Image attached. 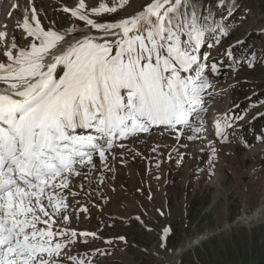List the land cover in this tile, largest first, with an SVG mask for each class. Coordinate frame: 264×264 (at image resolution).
Here are the masks:
<instances>
[{
    "label": "snow or ice",
    "instance_id": "obj_1",
    "mask_svg": "<svg viewBox=\"0 0 264 264\" xmlns=\"http://www.w3.org/2000/svg\"><path fill=\"white\" fill-rule=\"evenodd\" d=\"M128 4L101 0L90 13L85 0L64 7L86 28L73 35L75 28L46 30L33 0L31 17L17 25L29 38L26 46H18L15 36L9 44L7 32L0 31L6 57L0 82L10 88L0 92V264H64L65 259L92 264L86 256L70 255L76 243L100 238L71 227L73 218L79 220L73 207L81 194L73 190L76 179L86 181L95 173L97 158L100 168L113 171L109 156L113 162L124 157L126 152L115 150L126 149L125 141L140 139L154 126H166L177 139L183 134L177 126L196 134L205 130L202 118L193 127L189 117L206 110L204 93L211 85L205 70L219 69L197 53L208 36L228 35L221 21L234 0H215V8L206 0H148L131 16L103 19ZM257 62L254 53L245 60L250 69ZM58 66L64 72L56 79ZM193 71L194 76L185 75ZM232 126L228 119L216 122L221 143L228 142L225 130ZM257 139L264 143V137ZM216 155L213 147L210 163ZM169 234L164 228L160 247L172 251Z\"/></svg>",
    "mask_w": 264,
    "mask_h": 264
},
{
    "label": "rangeland",
    "instance_id": "obj_2",
    "mask_svg": "<svg viewBox=\"0 0 264 264\" xmlns=\"http://www.w3.org/2000/svg\"><path fill=\"white\" fill-rule=\"evenodd\" d=\"M2 1L14 12L6 10L4 17L11 23L4 18L0 31L7 32L9 42L17 36L16 42L24 41L21 46H26L29 38L12 21L22 22L25 16L21 2L31 17L33 0ZM34 2L46 30L75 28L73 35L86 31L84 22L62 11L75 7L78 0ZM100 2L85 0L89 13ZM147 2L129 0L124 9L105 14L103 19L131 16ZM206 3L215 8V0ZM220 16L217 11L216 19ZM221 23L228 35L208 36L197 53L219 69L215 74L205 70L211 85L204 93L206 110L189 117L193 127L202 118L205 130L196 134L177 126L183 128L177 139L166 126H154L140 139L125 141L126 149L115 150L126 152L124 157L117 155L113 162L109 156L113 171L100 168L97 158L95 173L86 181H75L73 190L81 192L73 204L79 220L73 218L71 227L96 232L100 238L76 243L70 247V255L86 256L92 264H264V143L257 139L264 137V63L260 62L264 59V0H234L231 14L224 11ZM3 52L4 48L0 55ZM253 53L258 62L250 69L245 60ZM237 116L243 119L237 120ZM224 119L233 125L225 130L227 143L216 135V122ZM78 131L89 134L88 130ZM196 135L200 138L189 139ZM213 147L217 155L210 163ZM97 178L103 182L97 184ZM79 207H87L88 212H80ZM164 228L170 229L167 249L172 251L160 247ZM120 236L125 240L118 239ZM109 240L112 243H106ZM64 264H69L67 259Z\"/></svg>",
    "mask_w": 264,
    "mask_h": 264
},
{
    "label": "bare ground",
    "instance_id": "obj_3",
    "mask_svg": "<svg viewBox=\"0 0 264 264\" xmlns=\"http://www.w3.org/2000/svg\"><path fill=\"white\" fill-rule=\"evenodd\" d=\"M58 0H56V2H57ZM28 2H30V0H26V3H28ZM33 2H31V4H32ZM35 4H37L38 5V3H36V2H34ZM21 4H22V7L24 8V9H26V10H28V8H25L24 7V5H23V3L21 2ZM39 7V6H38ZM44 8V7H43ZM6 10H7V12H6ZM8 10L9 11H11V12H14V10H11V9H9V5L7 4V2L5 1H2V0H0V13L2 14L1 15V17H0V21L1 22H3V21H5V17H4V15H5V12L6 13H8ZM16 10V9H15ZM17 11V10H16ZM9 15H11V14H9ZM9 15H8V17H9ZM16 16L17 17H19V15H18V12H17V14H16ZM5 18V19H4ZM9 19H11V17L9 18ZM6 21H8V22H10L11 23V21L10 20H7L6 19ZM12 22H15V23H17L18 24V21H12ZM6 23V22H5ZM11 25V24H10ZM16 25V24H15ZM44 27V26H43ZM45 28V27H44ZM17 29L18 28H16V27H14V30L15 31H17ZM46 29V28H45ZM9 32H10V28H9ZM15 33V32H14ZM10 34L11 33H9V36H10ZM16 35H19L18 33H15ZM78 35V34H77ZM21 36V35H20ZM22 38V37H21ZM9 39H11V38H8V40ZM16 39H17V36H16ZM72 39V38H71ZM11 42V41H10ZM9 42V43H10ZM24 42V41H23ZM23 42H20V43H17L19 46H21L22 44H23ZM4 47L2 46V45H0V50L1 49H3ZM60 51V49L58 48V49H55V50H53V52L55 53V52H59ZM1 57H0V60H1V62H4L5 60H6V57H4L3 55H0ZM47 62H51L50 60L49 61H47ZM62 68V66H58V68H57V71H56V73H54V76L56 77V75L58 74V72L60 71V69ZM1 85H2V90H0V92H7V91H10V88H9V86L7 85V84H5V83H3V82H1ZM166 137H168V135H166L163 139H165ZM79 179V178H78Z\"/></svg>",
    "mask_w": 264,
    "mask_h": 264
},
{
    "label": "trees",
    "instance_id": "obj_4",
    "mask_svg": "<svg viewBox=\"0 0 264 264\" xmlns=\"http://www.w3.org/2000/svg\"><path fill=\"white\" fill-rule=\"evenodd\" d=\"M264 103V101L263 102H261V104H263Z\"/></svg>",
    "mask_w": 264,
    "mask_h": 264
}]
</instances>
